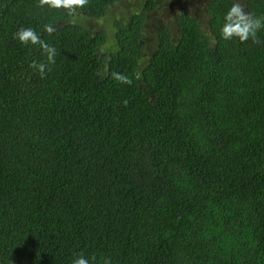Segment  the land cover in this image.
I'll return each instance as SVG.
<instances>
[{"label": "trees", "instance_id": "1", "mask_svg": "<svg viewBox=\"0 0 264 264\" xmlns=\"http://www.w3.org/2000/svg\"><path fill=\"white\" fill-rule=\"evenodd\" d=\"M121 1L0 0V264H264V43L220 37L231 0Z\"/></svg>", "mask_w": 264, "mask_h": 264}, {"label": "clouds", "instance_id": "2", "mask_svg": "<svg viewBox=\"0 0 264 264\" xmlns=\"http://www.w3.org/2000/svg\"><path fill=\"white\" fill-rule=\"evenodd\" d=\"M52 7H69L70 5L83 6L87 0H45ZM44 31L48 34L54 32L51 25H45ZM264 31V14L256 15L246 11L241 0H231L230 6L219 19V34L224 41L236 40L240 43L252 41L255 44L264 43L258 38V33ZM13 39L21 46H38L45 57L46 62L37 63L33 61L32 67L41 78L50 71V65L55 64L57 49L54 45L41 39V36L31 27L19 28ZM124 79L123 77H117ZM71 264H98L95 256H86L83 253L76 254ZM102 264H112L110 258H102Z\"/></svg>", "mask_w": 264, "mask_h": 264}, {"label": "rangeland", "instance_id": "3", "mask_svg": "<svg viewBox=\"0 0 264 264\" xmlns=\"http://www.w3.org/2000/svg\"><path fill=\"white\" fill-rule=\"evenodd\" d=\"M167 1V0H166ZM201 3L203 2V0H199ZM140 4L138 2V0H123L121 2H119L117 5L113 6L110 10H108L109 12V17L114 18V21H125V19H128L130 15L137 13L140 10ZM192 5V10H196L195 13H197L198 15H200V20H204L205 16L203 13V10L201 8V5L197 2L194 1H188V5ZM172 14H175L174 12H172ZM150 15V14H149ZM72 22L73 23H78L80 21L79 17L74 16L72 17ZM116 18V19H115ZM112 19H107L106 18H102L101 20H94L92 22H88V25L93 28V29H104L107 28L108 29V33L107 35H109L107 37V41L104 43L102 52L103 53H107L109 51V49L113 46L114 43V38H113V29L115 32V26L113 23H107V21H110ZM153 20H155V23H151V25H156L158 22L165 24L166 23V17L163 14L157 13V18H153ZM148 30L150 31V18L148 20ZM99 29V30H101Z\"/></svg>", "mask_w": 264, "mask_h": 264}]
</instances>
